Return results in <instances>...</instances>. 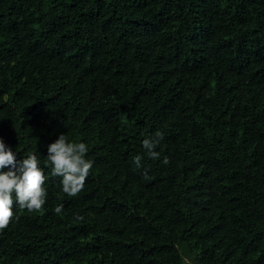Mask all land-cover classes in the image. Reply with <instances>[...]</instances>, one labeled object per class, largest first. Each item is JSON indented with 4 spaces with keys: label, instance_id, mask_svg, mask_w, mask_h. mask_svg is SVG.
Returning a JSON list of instances; mask_svg holds the SVG:
<instances>
[{
    "label": "trees",
    "instance_id": "trees-1",
    "mask_svg": "<svg viewBox=\"0 0 264 264\" xmlns=\"http://www.w3.org/2000/svg\"><path fill=\"white\" fill-rule=\"evenodd\" d=\"M62 134L93 162L76 197ZM0 138L47 192L0 264H264V0H0Z\"/></svg>",
    "mask_w": 264,
    "mask_h": 264
},
{
    "label": "clouds",
    "instance_id": "clouds-1",
    "mask_svg": "<svg viewBox=\"0 0 264 264\" xmlns=\"http://www.w3.org/2000/svg\"><path fill=\"white\" fill-rule=\"evenodd\" d=\"M162 139V133L144 139V155L149 159H158L160 154L155 149ZM87 151L85 143L69 142L63 134L47 146V161L51 174L61 178V190L69 197H76L84 189L86 178L90 174L93 162L86 159ZM163 162L167 164L168 160L165 158ZM133 163L136 169H140L142 156H135ZM38 164L34 153L18 161L11 148L0 138V170L10 169L6 172L0 171V231L5 230L12 222L14 204L29 212L40 211L44 207L47 192L43 185L46 176ZM62 208L63 205L57 206L55 213L60 214ZM76 219L82 220L83 217L77 216Z\"/></svg>",
    "mask_w": 264,
    "mask_h": 264
}]
</instances>
